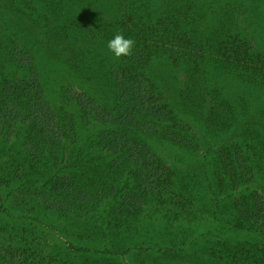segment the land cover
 I'll return each instance as SVG.
<instances>
[{"label":"trees","instance_id":"trees-1","mask_svg":"<svg viewBox=\"0 0 264 264\" xmlns=\"http://www.w3.org/2000/svg\"><path fill=\"white\" fill-rule=\"evenodd\" d=\"M38 1L45 10L11 11L28 24L41 46H62L64 61L72 70L81 72L87 65L84 53L71 47L80 37L119 44L122 51L113 61L114 68L109 67L112 70L104 75L88 66L93 74L86 79L100 85L109 102L100 104L84 93L67 91L74 114L48 104L32 54L8 40L0 27V139L19 141L22 155L21 163L12 167L15 175L22 182L30 176L49 175L46 181L61 198L54 208L70 213L68 219L74 225L100 231L93 240L101 237L107 241L121 228L132 230L149 204L192 207L199 198L185 188H175L171 169L140 139L156 136L176 147L198 148L190 127L158 90L153 63L163 59L172 68H184L185 81L175 94V103L206 134H217L229 129L234 116L231 105L209 84V68L264 88V52L255 51L249 40L234 34L226 21L213 20L215 15L201 10L198 0H161L156 11L150 10L148 0H108L115 15L99 18L94 14L88 20L75 14L66 17L61 1ZM12 70L20 71L21 76ZM258 149L264 154V141ZM238 150L231 146L217 152L215 163L222 166V174L209 191L215 207L219 194L229 198L234 190L259 177ZM256 159L254 164L261 167L264 155ZM62 170L76 172L64 180L58 176ZM7 179L0 178V195ZM105 202L111 205L100 219L98 212ZM226 203L231 206V227L249 238L218 241L208 249L209 258L213 264H264L261 196L244 192ZM97 219L102 225H95ZM5 256L8 258L7 252L0 255V264H11L12 256L11 261L4 260Z\"/></svg>","mask_w":264,"mask_h":264},{"label":"rangeland","instance_id":"rangeland-1","mask_svg":"<svg viewBox=\"0 0 264 264\" xmlns=\"http://www.w3.org/2000/svg\"><path fill=\"white\" fill-rule=\"evenodd\" d=\"M58 1L64 4L61 8L66 17L75 14L88 20L94 14L99 18L115 15V7L108 0ZM198 1L201 10L215 15L213 20L218 17L226 21L234 34L249 40L255 51L264 52V0ZM40 2L0 0V27L8 40L32 54L48 104L53 109L61 108L75 114L74 105L65 95L67 91L84 93L97 103L107 104L109 97L105 96L102 87L86 79L93 74L88 66L94 73L100 69V75H104L105 71L112 70L109 67L114 68L113 61L119 57L122 47L80 37L81 40L73 42L71 47L84 53L87 65L81 72L72 70L64 61L62 46H41L28 24L11 11L15 8L45 10ZM148 4L150 10L156 11L160 9L161 0H148ZM37 38L40 37L37 35ZM42 43L45 44L43 40ZM12 71L21 76L20 71ZM151 71L162 96L196 136L198 148L176 147L156 136L140 139L171 169L174 187L187 189L199 201L188 209L170 202L149 204L133 222L132 230L121 228L107 241L101 237L93 240L95 229L85 230L82 225H74L73 219H68L70 213H59L55 209L61 198L52 192V183L46 181L49 175L30 176L26 182L15 175L14 168L21 163L22 155L19 141L0 139V178H8V185L3 187L0 195L3 208L0 211V250L3 252L0 255L7 252L9 259L12 256L11 264H24L22 261L34 264H213L208 249L214 243L243 242L249 238L248 234L231 227V206L226 202L250 191L257 192L264 201V161L261 167L254 164L256 158L262 159L264 155L258 149L264 141V88L243 84L233 75L209 68V84L231 105L234 122L227 131L206 134L199 122L192 116L183 115L175 103V94L185 81L184 68H172L166 60L156 59ZM80 136L85 137L81 131ZM231 146L239 149V155L248 159L247 163L259 177L234 190L229 198L218 193L220 199L215 207L209 191L214 189L218 174H222V166H218L215 159L219 150ZM75 172L62 170L58 176L65 180ZM110 205L111 202H105L100 207V219ZM100 219L95 225H102ZM8 258L5 256L4 260Z\"/></svg>","mask_w":264,"mask_h":264}]
</instances>
